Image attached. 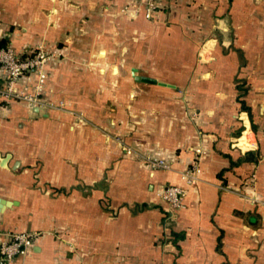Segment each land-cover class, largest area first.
Returning <instances> with one entry per match:
<instances>
[{
	"label": "crops",
	"instance_id": "0c3cea01",
	"mask_svg": "<svg viewBox=\"0 0 264 264\" xmlns=\"http://www.w3.org/2000/svg\"><path fill=\"white\" fill-rule=\"evenodd\" d=\"M138 4L0 0L3 46L69 59L45 64L43 105L0 100V238L34 236L14 264H264V0Z\"/></svg>",
	"mask_w": 264,
	"mask_h": 264
},
{
	"label": "built area",
	"instance_id": "2783aa9c",
	"mask_svg": "<svg viewBox=\"0 0 264 264\" xmlns=\"http://www.w3.org/2000/svg\"><path fill=\"white\" fill-rule=\"evenodd\" d=\"M159 7L158 0H139L133 7L134 13H141L145 19H153ZM52 53L45 50L42 45L35 46L22 53H17L9 44L0 46V100L7 103L18 100L28 107L43 105L39 94L44 87L46 79L45 64L51 59ZM26 75H32L31 90L27 91L21 86V81ZM126 154L134 153L139 156L145 165L154 169H167L169 165L163 159L150 154L141 155L130 148H124ZM200 153L199 149H195ZM197 158H193L187 167L180 173L183 181L181 185H169L158 193V198L170 210L183 208V199L186 194L185 187H190L196 182L198 173ZM34 236L27 232L6 234L0 238V264H14L15 258L25 256L33 244Z\"/></svg>",
	"mask_w": 264,
	"mask_h": 264
},
{
	"label": "water",
	"instance_id": "95a60500",
	"mask_svg": "<svg viewBox=\"0 0 264 264\" xmlns=\"http://www.w3.org/2000/svg\"><path fill=\"white\" fill-rule=\"evenodd\" d=\"M133 72H134V70H133ZM133 79H134V81H137V82L158 84V85H164V86L166 85L164 83L156 81L154 78L147 77V76L133 75ZM10 205L11 204L9 202H3L0 200V212L2 211V209L10 207Z\"/></svg>",
	"mask_w": 264,
	"mask_h": 264
},
{
	"label": "rangeland",
	"instance_id": "374dc122",
	"mask_svg": "<svg viewBox=\"0 0 264 264\" xmlns=\"http://www.w3.org/2000/svg\"><path fill=\"white\" fill-rule=\"evenodd\" d=\"M52 53V57L51 59L48 61H69L67 54L65 53V51H63V49H55L51 51Z\"/></svg>",
	"mask_w": 264,
	"mask_h": 264
},
{
	"label": "trees",
	"instance_id": "16d2710c",
	"mask_svg": "<svg viewBox=\"0 0 264 264\" xmlns=\"http://www.w3.org/2000/svg\"><path fill=\"white\" fill-rule=\"evenodd\" d=\"M3 45H4V44L2 43V41H0V46H3ZM238 102H239V104H240V109L246 111L247 113H249V109H248V107H246V106L244 105V102H243L241 99L238 100ZM247 154H250V152H248Z\"/></svg>",
	"mask_w": 264,
	"mask_h": 264
}]
</instances>
